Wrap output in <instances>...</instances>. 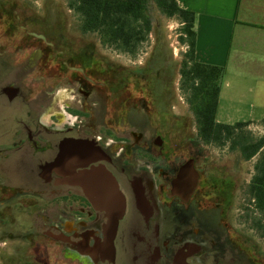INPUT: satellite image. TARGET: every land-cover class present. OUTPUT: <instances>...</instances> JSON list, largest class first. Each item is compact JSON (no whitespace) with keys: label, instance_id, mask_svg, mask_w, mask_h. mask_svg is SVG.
Wrapping results in <instances>:
<instances>
[{"label":"flooded vegetation","instance_id":"flooded-vegetation-1","mask_svg":"<svg viewBox=\"0 0 264 264\" xmlns=\"http://www.w3.org/2000/svg\"><path fill=\"white\" fill-rule=\"evenodd\" d=\"M13 39L0 35V49ZM75 56L77 67L62 52L0 51V231L12 234L1 235V262L245 264V243L228 218L207 205L210 196H197L196 156L171 157L159 135L151 147L141 131L104 120L101 99L90 100L101 60ZM21 66L28 81L13 73ZM138 79L121 83L104 110L124 111L126 121L163 117L167 93ZM63 80L70 83L57 88ZM37 204L46 207L31 212ZM11 205L16 212L6 211ZM6 239L14 244L8 254Z\"/></svg>","mask_w":264,"mask_h":264},{"label":"rangeland","instance_id":"rangeland-1","mask_svg":"<svg viewBox=\"0 0 264 264\" xmlns=\"http://www.w3.org/2000/svg\"><path fill=\"white\" fill-rule=\"evenodd\" d=\"M66 3L67 0H0V15L5 16L9 22V34L14 37L11 45L1 47L0 51L6 53L33 51L34 56L40 50L62 52L76 61L72 62L74 67L78 65L76 54L96 53L101 60L102 69L101 82L96 83L101 84L98 88L99 92L98 89L93 91L92 88L90 100L93 102L94 99H101L103 119H110L112 126L128 134L130 131H135L136 134L141 131L144 139L149 140L151 147L157 146L153 143V139L159 135L164 145L163 150L171 157L185 160L194 154L203 188L197 196H210L212 202L207 205L218 209L228 218L231 228L245 243L247 250L244 257L245 264H264V228L257 224L259 213L251 205L247 192V185L254 172L253 165L258 155L245 160L238 150L229 147V141L223 145L204 144L196 137L195 119L186 100L187 92L181 87L179 74L183 54L187 49L186 43L180 40L179 20L175 16L164 15L151 3L152 31L148 39L140 44L138 51L131 55L102 44L96 33L82 32L79 29L78 15L69 9ZM1 33L0 28V35ZM23 69L24 66H21L13 73L28 81L30 76L25 74ZM137 75L143 78V82L146 79L144 83H149L152 89L154 85H159L160 90L168 95L165 115L161 118L152 117L149 123L126 121L122 117L124 111L114 110L113 113L110 107L104 110L105 99L112 100L115 93H118L121 83L132 86V81ZM36 81H40V78H36ZM67 83L70 82L59 81L57 88ZM54 92L56 88L52 94ZM155 99L162 98L156 96ZM135 110L138 111L136 108ZM245 129L250 131L253 137H258L264 133V124L249 123ZM20 206L22 209L18 208V210L22 211L26 208V205ZM16 207L8 206L6 211L16 212ZM45 207L44 204H37L31 212H40ZM31 217L33 222L40 225L39 218L35 215ZM12 231L15 233L13 227ZM2 234L0 231V238L3 237ZM3 235L12 237L9 232ZM220 236L219 241L222 243L224 253L230 251V245L222 240V235ZM1 245L2 241L0 264H3ZM6 246L4 250L5 254H8L14 247L13 240L6 239ZM230 264H233L232 261Z\"/></svg>","mask_w":264,"mask_h":264},{"label":"trees","instance_id":"trees-1","mask_svg":"<svg viewBox=\"0 0 264 264\" xmlns=\"http://www.w3.org/2000/svg\"><path fill=\"white\" fill-rule=\"evenodd\" d=\"M151 3L164 15L175 16L181 23L180 40L186 43L187 49L179 74L195 119L196 137L204 144L223 145L229 141V147L238 150L245 160L258 155L247 192L251 205L259 213L257 224L264 228V133L253 137L245 129L249 122L229 124L216 120L223 67L195 59L193 11L181 8L176 0H67L66 6L78 15L82 32L96 33L102 44L132 55L152 31ZM9 27L5 16L0 15L1 34L8 35ZM138 78L135 76L132 83H139Z\"/></svg>","mask_w":264,"mask_h":264},{"label":"crops","instance_id":"crops-1","mask_svg":"<svg viewBox=\"0 0 264 264\" xmlns=\"http://www.w3.org/2000/svg\"><path fill=\"white\" fill-rule=\"evenodd\" d=\"M194 13V56L223 67L216 120L262 125L264 0H176Z\"/></svg>","mask_w":264,"mask_h":264},{"label":"water","instance_id":"water-1","mask_svg":"<svg viewBox=\"0 0 264 264\" xmlns=\"http://www.w3.org/2000/svg\"><path fill=\"white\" fill-rule=\"evenodd\" d=\"M77 183H79V181H77ZM194 184H193V186L195 185V181L193 182Z\"/></svg>","mask_w":264,"mask_h":264}]
</instances>
